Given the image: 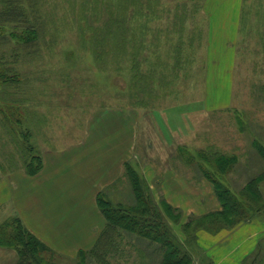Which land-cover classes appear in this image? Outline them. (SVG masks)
Segmentation results:
<instances>
[{
	"label": "rangeland",
	"instance_id": "374dc122",
	"mask_svg": "<svg viewBox=\"0 0 264 264\" xmlns=\"http://www.w3.org/2000/svg\"><path fill=\"white\" fill-rule=\"evenodd\" d=\"M36 2L34 50L0 41V232L95 191L100 255L45 247L44 264H163L159 242L113 232L104 213L140 207L137 181L190 264H264V0ZM102 157L122 173L101 186L85 174ZM210 177L245 211L231 214ZM208 185L214 195L198 197ZM10 243L0 264L14 260Z\"/></svg>",
	"mask_w": 264,
	"mask_h": 264
},
{
	"label": "trees",
	"instance_id": "16d2710c",
	"mask_svg": "<svg viewBox=\"0 0 264 264\" xmlns=\"http://www.w3.org/2000/svg\"><path fill=\"white\" fill-rule=\"evenodd\" d=\"M36 3V0H2L3 8L0 10L1 44L5 40L8 42L17 41L20 47L24 46L27 49L34 50L36 42L44 36L42 34L44 33L45 26L40 18L33 16V14H35L34 8L37 6ZM30 8H33V10L31 9L30 11ZM8 26L14 27L15 32L6 35L5 29ZM95 43L96 44L94 45L97 47L101 46L98 39ZM4 76L5 75L2 74L0 75V78L1 80L6 81ZM15 79L16 78L14 77H10L11 81H16ZM227 164L228 162L224 164V167H227ZM221 169L224 171L223 167H221ZM210 179L216 187L217 193H219L220 197L223 199L226 209L228 208L231 210V214L236 215L241 211H245L244 206L241 205L240 202L232 197L227 191L223 192V189L217 185V180L213 177H210ZM140 185V183L134 181V191L138 194L137 206L140 207H120L119 211H104L113 224V227L111 226L113 232L116 227L126 228L143 237H148L159 242L162 251L165 253L163 264H190V258L187 252L178 244L174 235H172L168 229L163 227L159 212L156 210L151 199L145 195ZM249 186H252L254 190L253 184ZM220 190L222 191L220 192ZM221 193H224V196H222ZM105 206L109 207L110 205L106 203ZM224 213L225 210L222 214L225 215ZM14 222L13 225L9 224L2 226V231L0 232V244L11 241V247L17 251L19 256L16 264H44L47 262L45 258L43 259L42 255L46 250L45 247L48 246L24 226L20 218H14ZM105 232L106 231H104L99 238L100 241L98 240L96 243V250H94V257L96 258L100 255V252L104 247V244L103 242L101 243V241H103L102 236H105ZM108 232L110 234V231ZM105 248H107V246H105ZM102 254L103 253H101V255ZM82 261L83 260L79 261L78 264H84Z\"/></svg>",
	"mask_w": 264,
	"mask_h": 264
},
{
	"label": "crops",
	"instance_id": "0c3cea01",
	"mask_svg": "<svg viewBox=\"0 0 264 264\" xmlns=\"http://www.w3.org/2000/svg\"><path fill=\"white\" fill-rule=\"evenodd\" d=\"M122 156L123 155H121L119 158L120 163ZM99 160L101 164L97 165L99 167L98 170L92 168L90 171L86 172V176L89 177L91 176V174H94V172L98 173L97 179L100 180L99 183L101 186L103 185V182L104 185H107L116 181L121 176V171L118 175L113 174V162L107 160L106 157H102ZM92 170H94L93 173ZM109 179L111 181L106 183V181ZM163 182H165L166 186L168 187L167 183L169 182V178L164 179ZM209 185L204 189L197 190L198 197L214 195V190ZM93 193L95 194L96 192L93 191L91 194H89L90 196L82 194L83 198L81 197L80 200V194L72 191L70 192V194H67V196H69L72 200L69 204H65V202L61 201L58 203L59 208L52 205L50 209L43 208V210H39V213L34 211L36 214L34 218L39 215H43L44 213L49 216L47 218V226L32 227V225H30V222L33 221L34 218L31 217V214H28L27 217H18L26 220V227L38 238H40L48 246V248L65 258L73 259L76 258L78 252H80L81 250L94 247V245L97 243L96 241H98L101 235L102 230L105 228V226L102 227L100 212L94 204V202L96 203L98 196L97 194L93 195ZM171 194L176 196L175 193L165 188L164 195L166 196V198H171ZM74 198H77V200L75 201ZM215 203L217 204L214 199L212 206L208 207V209L205 208L204 210H202L199 215L218 210L219 206H216ZM175 205L178 207H182V209L184 210H188L189 213H198L190 207H186V204L184 203ZM19 211L14 213H18ZM27 218L29 220V223L27 221ZM14 251L15 252L10 251L13 253L14 260L9 261V264H16L18 261V253L16 250Z\"/></svg>",
	"mask_w": 264,
	"mask_h": 264
}]
</instances>
